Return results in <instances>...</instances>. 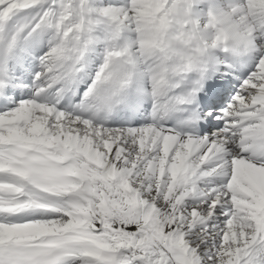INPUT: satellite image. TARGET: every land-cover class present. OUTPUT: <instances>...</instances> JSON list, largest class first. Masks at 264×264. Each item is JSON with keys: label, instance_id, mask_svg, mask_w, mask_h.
<instances>
[{"label": "snow or ice", "instance_id": "1", "mask_svg": "<svg viewBox=\"0 0 264 264\" xmlns=\"http://www.w3.org/2000/svg\"><path fill=\"white\" fill-rule=\"evenodd\" d=\"M0 264H264V0H0Z\"/></svg>", "mask_w": 264, "mask_h": 264}]
</instances>
